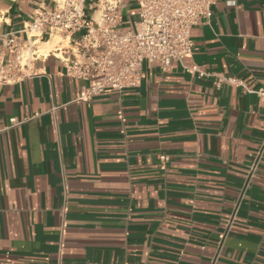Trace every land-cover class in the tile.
I'll return each mask as SVG.
<instances>
[{
	"label": "crops",
	"instance_id": "0c3cea01",
	"mask_svg": "<svg viewBox=\"0 0 264 264\" xmlns=\"http://www.w3.org/2000/svg\"><path fill=\"white\" fill-rule=\"evenodd\" d=\"M40 3L0 0V32ZM190 35L137 88L79 99L51 54L0 86V264H264V0Z\"/></svg>",
	"mask_w": 264,
	"mask_h": 264
},
{
	"label": "built area",
	"instance_id": "2783aa9c",
	"mask_svg": "<svg viewBox=\"0 0 264 264\" xmlns=\"http://www.w3.org/2000/svg\"><path fill=\"white\" fill-rule=\"evenodd\" d=\"M218 0H49L38 4L19 31L0 32V86L35 74L38 47L59 38L48 52L66 76L81 82L77 97L137 88L144 63L165 71L193 51L191 28L208 19ZM135 16L136 19L132 17ZM7 18L0 11V25ZM22 34V35H21ZM66 43V44H64ZM192 70L204 75L199 69ZM236 84L233 78H218ZM264 107V89L254 91ZM12 124L15 119L10 120ZM165 159L164 156H161Z\"/></svg>",
	"mask_w": 264,
	"mask_h": 264
},
{
	"label": "bare ground",
	"instance_id": "6f19581e",
	"mask_svg": "<svg viewBox=\"0 0 264 264\" xmlns=\"http://www.w3.org/2000/svg\"><path fill=\"white\" fill-rule=\"evenodd\" d=\"M58 41H59V38H54L53 40H49V41L42 43L38 47L39 54L47 56L48 52H50L51 50L54 49L55 46H57Z\"/></svg>",
	"mask_w": 264,
	"mask_h": 264
},
{
	"label": "rangeland",
	"instance_id": "374dc122",
	"mask_svg": "<svg viewBox=\"0 0 264 264\" xmlns=\"http://www.w3.org/2000/svg\"><path fill=\"white\" fill-rule=\"evenodd\" d=\"M133 18H134V19H136V17H135V16H134Z\"/></svg>",
	"mask_w": 264,
	"mask_h": 264
}]
</instances>
